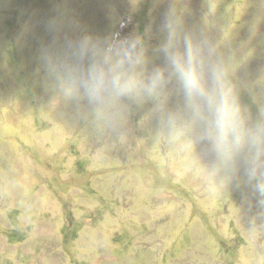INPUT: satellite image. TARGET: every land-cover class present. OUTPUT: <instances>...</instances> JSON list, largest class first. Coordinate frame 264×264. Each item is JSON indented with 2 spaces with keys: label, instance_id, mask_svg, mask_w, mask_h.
<instances>
[{
  "label": "rangeland",
  "instance_id": "rangeland-1",
  "mask_svg": "<svg viewBox=\"0 0 264 264\" xmlns=\"http://www.w3.org/2000/svg\"><path fill=\"white\" fill-rule=\"evenodd\" d=\"M173 11L217 47L258 118L264 0H0V264H264V206L242 164L212 189L182 142L163 139L152 101L127 102L122 133L97 135L87 101L65 100L47 72L45 50L84 35L139 36L148 71L166 69ZM165 96V112L183 108L175 79ZM196 154L209 162L204 144Z\"/></svg>",
  "mask_w": 264,
  "mask_h": 264
},
{
  "label": "clouds",
  "instance_id": "clouds-1",
  "mask_svg": "<svg viewBox=\"0 0 264 264\" xmlns=\"http://www.w3.org/2000/svg\"><path fill=\"white\" fill-rule=\"evenodd\" d=\"M165 29L168 35L160 50L166 69L148 71L145 44L139 36H66L59 50H45L43 60L61 97L87 101L82 116L97 135L122 133L127 102L152 101L167 129L163 139L182 142L197 162V173L212 189L223 192L242 164L246 183L264 206V108L258 118H251L240 102L232 66L215 45L185 33L175 11ZM172 79L183 93L184 105L165 112V88ZM197 125L201 131L194 138ZM197 143L205 145L208 163L196 154Z\"/></svg>",
  "mask_w": 264,
  "mask_h": 264
}]
</instances>
